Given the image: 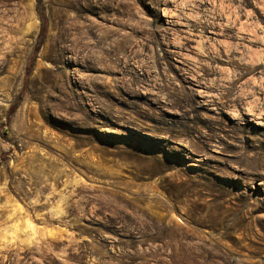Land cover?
<instances>
[{"label":"rangeland","instance_id":"rangeland-1","mask_svg":"<svg viewBox=\"0 0 264 264\" xmlns=\"http://www.w3.org/2000/svg\"><path fill=\"white\" fill-rule=\"evenodd\" d=\"M0 264H264V0H0Z\"/></svg>","mask_w":264,"mask_h":264}]
</instances>
